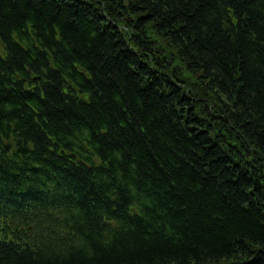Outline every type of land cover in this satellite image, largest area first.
<instances>
[{"label":"trees","instance_id":"obj_1","mask_svg":"<svg viewBox=\"0 0 264 264\" xmlns=\"http://www.w3.org/2000/svg\"><path fill=\"white\" fill-rule=\"evenodd\" d=\"M10 196L0 264H264V0H0Z\"/></svg>","mask_w":264,"mask_h":264},{"label":"rangeland","instance_id":"obj_2","mask_svg":"<svg viewBox=\"0 0 264 264\" xmlns=\"http://www.w3.org/2000/svg\"><path fill=\"white\" fill-rule=\"evenodd\" d=\"M121 32L124 33V27H121L120 28ZM168 59V58H167ZM171 65H172V62L170 61ZM181 73H179V75L181 76V81L184 82L183 80L185 79L186 75L188 74V72L186 70H184L182 67L180 69ZM186 71V72H185ZM170 74L172 77H175V80H176V76H177V71L175 70V72L173 71H170ZM263 160V159H262ZM261 160V161H262ZM263 162V161H262Z\"/></svg>","mask_w":264,"mask_h":264},{"label":"bare ground","instance_id":"obj_3","mask_svg":"<svg viewBox=\"0 0 264 264\" xmlns=\"http://www.w3.org/2000/svg\"><path fill=\"white\" fill-rule=\"evenodd\" d=\"M177 68L180 70L181 69V65L180 66H177ZM167 77H169V75H167ZM170 78H172V76H170ZM150 80H153V79H150ZM155 81V80H154ZM148 84L150 85V86H154L155 84L153 83V82H151V81H149L148 82ZM215 105V104H214ZM107 154V153H106ZM107 155H109V154H107ZM259 165H261V163L259 164ZM65 200L66 201H68V198H65ZM26 208V207H25ZM27 209V208H26ZM28 209H31V207H28Z\"/></svg>","mask_w":264,"mask_h":264}]
</instances>
